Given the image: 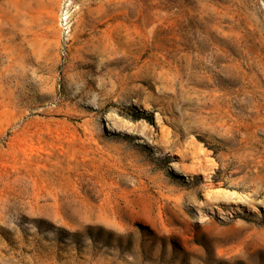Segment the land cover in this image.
I'll use <instances>...</instances> for the list:
<instances>
[{
    "label": "rangeland",
    "instance_id": "1",
    "mask_svg": "<svg viewBox=\"0 0 264 264\" xmlns=\"http://www.w3.org/2000/svg\"><path fill=\"white\" fill-rule=\"evenodd\" d=\"M0 264H264V0H0Z\"/></svg>",
    "mask_w": 264,
    "mask_h": 264
},
{
    "label": "bare ground",
    "instance_id": "2",
    "mask_svg": "<svg viewBox=\"0 0 264 264\" xmlns=\"http://www.w3.org/2000/svg\"><path fill=\"white\" fill-rule=\"evenodd\" d=\"M20 16H14V29H13V40H14V48L13 54L15 55V59L19 61H23V30L18 29V21Z\"/></svg>",
    "mask_w": 264,
    "mask_h": 264
}]
</instances>
